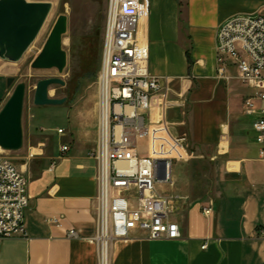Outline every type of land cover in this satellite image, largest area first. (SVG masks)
<instances>
[{
  "label": "crops",
  "instance_id": "0c3cea01",
  "mask_svg": "<svg viewBox=\"0 0 264 264\" xmlns=\"http://www.w3.org/2000/svg\"><path fill=\"white\" fill-rule=\"evenodd\" d=\"M240 1L149 0L141 29L148 71L164 87V121L181 150L173 186L161 189L177 198L172 220L180 236L149 240L135 230L114 242L111 264H264V162L243 111L253 92L232 68L220 74L215 53L221 25L248 13ZM92 110L91 126L73 125L68 135L56 129L19 158L29 196L26 236L0 239V264H98Z\"/></svg>",
  "mask_w": 264,
  "mask_h": 264
},
{
  "label": "built area",
  "instance_id": "2783aa9c",
  "mask_svg": "<svg viewBox=\"0 0 264 264\" xmlns=\"http://www.w3.org/2000/svg\"><path fill=\"white\" fill-rule=\"evenodd\" d=\"M106 2L97 73V142L91 155L96 162V232L91 241L98 264H111L114 242L128 239L135 230L149 240L180 236L172 220L177 198L161 189L173 186L172 162L180 158L181 150L164 121V87L148 71V47L141 29L149 15V0ZM215 53L220 74L232 68L236 79L253 92L243 101V111L255 115L252 129L264 162V3L255 13L234 16L221 25ZM142 141H147L146 153L140 151ZM67 151L62 146L61 152ZM28 205L26 180L0 149V239L26 236Z\"/></svg>",
  "mask_w": 264,
  "mask_h": 264
},
{
  "label": "rangeland",
  "instance_id": "374dc122",
  "mask_svg": "<svg viewBox=\"0 0 264 264\" xmlns=\"http://www.w3.org/2000/svg\"><path fill=\"white\" fill-rule=\"evenodd\" d=\"M35 2V1H33ZM52 5L40 32L30 47L17 62L0 59V111L18 84L25 85L22 114L23 144L17 152H3L15 167L28 146L37 147L46 135L55 136L56 129H65L68 135L71 126H91L93 110L98 101L97 73L103 31L106 20V0H40ZM239 6L250 15L260 9L263 0H241ZM65 16L66 32L62 35V50L66 53V65L61 73L56 69L35 70L32 62L42 51L57 19ZM94 76L90 74L94 73ZM14 81L8 88L6 79ZM59 78L63 87L49 88V97L65 98L61 106L37 107L33 104L34 90L38 81ZM253 122L255 115L250 117ZM255 137V136H254ZM65 140L63 138L62 142ZM140 151L145 150V142H140Z\"/></svg>",
  "mask_w": 264,
  "mask_h": 264
},
{
  "label": "water",
  "instance_id": "95a60500",
  "mask_svg": "<svg viewBox=\"0 0 264 264\" xmlns=\"http://www.w3.org/2000/svg\"><path fill=\"white\" fill-rule=\"evenodd\" d=\"M49 2H27L26 0H0V59L17 62L40 32L51 11ZM67 19L60 16L42 51L32 62L35 70L56 69L59 73L66 65V53L62 50V35L66 32ZM13 78L6 79L9 88ZM59 78H48L37 82L33 104L37 107L61 106L65 98L49 97V88L63 87ZM25 85L18 84L0 111V149L3 152H17L22 148V114Z\"/></svg>",
  "mask_w": 264,
  "mask_h": 264
},
{
  "label": "trees",
  "instance_id": "16d2710c",
  "mask_svg": "<svg viewBox=\"0 0 264 264\" xmlns=\"http://www.w3.org/2000/svg\"><path fill=\"white\" fill-rule=\"evenodd\" d=\"M101 50H102V43H101ZM101 50H100V56H99V67H100V60H101ZM98 70H99V68H98ZM94 74H95V71L93 74L91 73L90 75L94 76Z\"/></svg>",
  "mask_w": 264,
  "mask_h": 264
},
{
  "label": "bare ground",
  "instance_id": "6f19581e",
  "mask_svg": "<svg viewBox=\"0 0 264 264\" xmlns=\"http://www.w3.org/2000/svg\"><path fill=\"white\" fill-rule=\"evenodd\" d=\"M37 152V151H36Z\"/></svg>",
  "mask_w": 264,
  "mask_h": 264
}]
</instances>
